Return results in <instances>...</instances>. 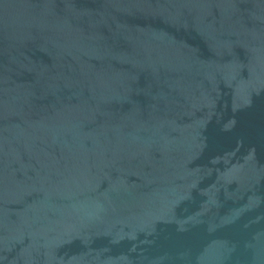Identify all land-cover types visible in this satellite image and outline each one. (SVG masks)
Here are the masks:
<instances>
[{"label": "water", "instance_id": "95a60500", "mask_svg": "<svg viewBox=\"0 0 264 264\" xmlns=\"http://www.w3.org/2000/svg\"><path fill=\"white\" fill-rule=\"evenodd\" d=\"M0 264H264V0H0Z\"/></svg>", "mask_w": 264, "mask_h": 264}]
</instances>
